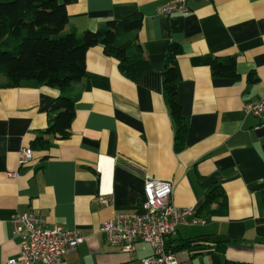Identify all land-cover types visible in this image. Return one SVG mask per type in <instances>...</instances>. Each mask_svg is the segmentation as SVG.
Returning a JSON list of instances; mask_svg holds the SVG:
<instances>
[{
    "label": "crops",
    "instance_id": "1",
    "mask_svg": "<svg viewBox=\"0 0 264 264\" xmlns=\"http://www.w3.org/2000/svg\"><path fill=\"white\" fill-rule=\"evenodd\" d=\"M167 1L59 0L78 35L141 17L138 42L149 69L132 82L101 47L89 49L69 137L32 151L22 167L19 151L48 127L60 92L33 81L0 87V264L19 254L11 221L25 212L43 216L47 229L80 233L82 243L64 256L69 264H140L152 253L148 244L135 240L132 252H121L106 245L99 226L114 212L142 213L147 178L170 182L172 204L194 208L199 220L165 240L180 264H264V125L245 112L264 96V0H189L187 13L159 16ZM171 44L181 50L174 59L187 122L180 152L162 88ZM228 57L238 78L213 77V60ZM250 73L255 83L247 82ZM215 186L226 211L212 204L204 217L200 208ZM101 197L110 201L101 205Z\"/></svg>",
    "mask_w": 264,
    "mask_h": 264
},
{
    "label": "trees",
    "instance_id": "2",
    "mask_svg": "<svg viewBox=\"0 0 264 264\" xmlns=\"http://www.w3.org/2000/svg\"><path fill=\"white\" fill-rule=\"evenodd\" d=\"M67 25L68 16L59 0H0V87L15 88L22 82L33 81L60 92L48 113V127L30 142V149L35 152L46 151L51 140L69 137L79 100L75 86L86 74L89 49L101 47L105 56L118 62L121 75L132 82L149 69L138 42L141 17L109 20L96 31L81 35ZM180 53L177 45H170L161 73L163 95L174 125L176 152L184 149L187 134V122L177 100L178 76L174 67V59ZM235 67V59L228 57L214 59L210 68L213 77L237 79ZM256 81L253 73L247 76L248 83ZM262 151L264 158V146ZM212 204L226 211V198L218 186L205 194L200 208L204 217L211 213ZM216 246L221 247L217 243Z\"/></svg>",
    "mask_w": 264,
    "mask_h": 264
},
{
    "label": "built area",
    "instance_id": "3",
    "mask_svg": "<svg viewBox=\"0 0 264 264\" xmlns=\"http://www.w3.org/2000/svg\"><path fill=\"white\" fill-rule=\"evenodd\" d=\"M188 1L169 0L158 6L156 12L163 17L187 13ZM245 112L260 119L264 125V96L245 106ZM32 159V150L22 148L18 153L17 167L28 164ZM8 177L16 178L18 173L9 172ZM172 189L170 182L147 178L143 185L142 213L114 212L109 220L99 226L106 245L130 253L133 250L132 243L140 240L152 250L140 264H180L176 253L167 248L165 240L175 233L177 226L195 225L199 220L193 217L194 208H178L172 204ZM109 201L107 198H98L101 205ZM45 223L44 217L37 213L15 215L11 227L13 237L19 241V254L16 258H7L3 264H69L64 256L82 243L83 237L78 231L65 230L60 226L47 229Z\"/></svg>",
    "mask_w": 264,
    "mask_h": 264
}]
</instances>
